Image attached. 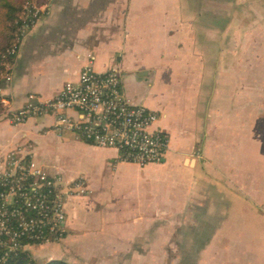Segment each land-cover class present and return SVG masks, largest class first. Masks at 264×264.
Returning <instances> with one entry per match:
<instances>
[{"label":"crops","instance_id":"0c3cea01","mask_svg":"<svg viewBox=\"0 0 264 264\" xmlns=\"http://www.w3.org/2000/svg\"><path fill=\"white\" fill-rule=\"evenodd\" d=\"M49 4L23 38L11 79L0 81V157L31 156L61 177L64 191L77 181L84 191L65 195L66 235L36 246L34 258L264 264V121L259 84L245 86L259 80L261 43L248 35L264 27V0ZM91 60L98 72L119 70L125 96L157 112L155 127L170 138L163 162L120 161L116 149L59 130L52 114L10 121L7 111L26 105L31 94L53 98ZM143 79L148 94L136 102L124 83ZM65 152L90 172L63 170Z\"/></svg>","mask_w":264,"mask_h":264},{"label":"built area","instance_id":"2783aa9c","mask_svg":"<svg viewBox=\"0 0 264 264\" xmlns=\"http://www.w3.org/2000/svg\"><path fill=\"white\" fill-rule=\"evenodd\" d=\"M49 9V0H25L18 37L8 53L18 54L23 38ZM92 61L78 80L66 82L53 98L41 100L31 94L26 105L7 111L10 121L20 124L52 114L59 130H72L94 145L116 149L120 161L140 166L163 162L170 138L155 127L157 112L125 96L119 70L98 72ZM4 67V79L10 80L13 64L4 58ZM74 189L83 192L82 182L64 191L61 177L51 175L31 156L11 151L0 157V262L19 250L31 252L37 245L62 241L65 195Z\"/></svg>","mask_w":264,"mask_h":264},{"label":"rangeland","instance_id":"374dc122","mask_svg":"<svg viewBox=\"0 0 264 264\" xmlns=\"http://www.w3.org/2000/svg\"><path fill=\"white\" fill-rule=\"evenodd\" d=\"M16 3H18L19 5H24L25 0H14ZM22 12L20 14V18L22 16ZM261 32H254L250 33L248 35V38H250V40H253V42L258 41L259 44L261 43V47H260V63H259V80L256 82L251 81V80H245V86H249L250 87V83L253 84H259V98H258V103L260 104V119L261 121H264V27L261 28ZM9 33L8 30H5V27L0 26V48L3 47L7 42H8V37L7 34ZM16 33V31L14 32ZM8 49V47H7ZM255 66V65H254ZM256 67H254L255 70ZM256 71V70H255ZM5 67H4V54H2V56L0 57V81L5 78ZM144 84L140 85L137 82H130L128 83L127 81H125L124 85H125V89L127 92V95L130 96L131 98H133L136 102H140V98L141 96H145L148 94V86L146 85V80H144ZM249 84V85H248ZM246 98L245 97V102H246ZM254 101L256 96L253 97ZM261 134H264V126L261 124ZM60 163L62 164L63 170L67 171V172H71V173H82V174H87L88 172H90V168L87 165L86 162L81 161L78 157H73L70 153H63L61 154V160ZM171 245V244H170ZM38 246V245H37ZM38 249V247H33V249L31 250L32 255H34L36 253V250ZM186 258V257H185ZM184 259V258H182ZM186 259H190L192 260V257H187ZM170 262V261H169ZM43 262H41L40 264H43Z\"/></svg>","mask_w":264,"mask_h":264},{"label":"trees","instance_id":"16d2710c","mask_svg":"<svg viewBox=\"0 0 264 264\" xmlns=\"http://www.w3.org/2000/svg\"><path fill=\"white\" fill-rule=\"evenodd\" d=\"M23 9L22 5H19L14 0H0V26L5 27L8 30L7 34L8 42L0 48V57L4 54L9 62L13 63L17 54H10L8 50L13 46L18 37L19 27L21 26L20 14ZM16 31V33H14ZM8 47V49H7ZM2 96L0 95V111L3 109ZM0 251V255H1ZM0 264H40L32 255L30 251L19 250L9 256L6 263L0 262ZM43 264H73L64 260L53 259Z\"/></svg>","mask_w":264,"mask_h":264}]
</instances>
